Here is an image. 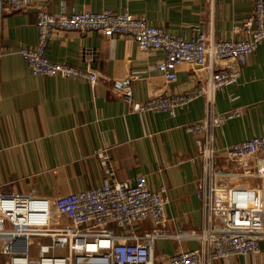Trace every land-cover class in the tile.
<instances>
[{"label":"crops","instance_id":"crops-1","mask_svg":"<svg viewBox=\"0 0 264 264\" xmlns=\"http://www.w3.org/2000/svg\"><path fill=\"white\" fill-rule=\"evenodd\" d=\"M77 12L129 11L154 27L186 39L200 27L216 41L240 40L246 18L253 16L255 0H34L32 6L11 12L2 6L0 57V191L54 199L105 183L144 176L152 190L168 188L165 229L197 232L204 215L197 194L203 188L201 159L196 138L186 125L203 119L204 98L166 113H132L125 100L114 94L112 83L133 77V94L145 102L161 94L187 92L204 79L183 65L177 82L168 84L156 65L160 51L142 53L127 35L107 39L97 32L56 31L47 55L56 63L85 68L83 53H92L91 67L99 80L92 87L86 80L38 76L19 54L38 43V11L60 12L61 3ZM215 110L241 109L240 117L226 121L214 132L218 161H228L225 149L264 135V43L242 68L239 82L215 95ZM255 171L256 159L251 162ZM231 167L236 183L255 182ZM200 242L180 244L160 241L158 253L171 255L180 247L198 249ZM264 264V241L257 258L236 257L215 264Z\"/></svg>","mask_w":264,"mask_h":264},{"label":"built area","instance_id":"built-area-1","mask_svg":"<svg viewBox=\"0 0 264 264\" xmlns=\"http://www.w3.org/2000/svg\"><path fill=\"white\" fill-rule=\"evenodd\" d=\"M33 3L0 0V57L2 6L20 12ZM36 28L37 45L23 47L19 54L38 76L83 79L92 87L99 80L89 51L83 53L85 68L49 59L47 49L56 31L97 32L107 39L130 36L142 53L164 54L156 68L168 84L177 82L183 65L195 73L206 72L187 92L161 94L145 102L135 100L132 76L112 83V91L125 100L132 113L175 116L179 109L205 99V117L185 127L196 138L198 148L191 161L201 159L203 165V188L197 198L202 201L204 222L199 233L170 234L165 229L168 188L152 190L144 176H138L134 184L126 180L105 183L54 199L0 191V264H215L236 257L257 258L264 241V135L225 149L223 154L229 158L221 164L214 132L240 117L241 109L218 112L214 106L217 91L239 82L242 68L264 43V0H255L254 14L244 20L240 40L216 41L199 26L195 36L186 39L151 26L129 11L81 13L69 9L65 1L58 14L38 11ZM234 166L241 169V177L255 182L236 183L237 173L232 176L230 172ZM186 240L200 242L199 248L179 247L169 256L157 252L160 241L180 244Z\"/></svg>","mask_w":264,"mask_h":264},{"label":"rangeland","instance_id":"rangeland-1","mask_svg":"<svg viewBox=\"0 0 264 264\" xmlns=\"http://www.w3.org/2000/svg\"><path fill=\"white\" fill-rule=\"evenodd\" d=\"M159 242V241H158ZM163 256H168V255H166V254H162Z\"/></svg>","mask_w":264,"mask_h":264}]
</instances>
